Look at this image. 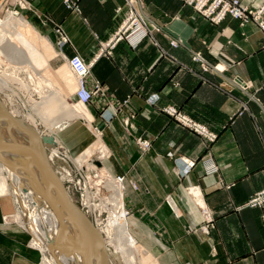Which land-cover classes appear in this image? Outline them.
I'll return each mask as SVG.
<instances>
[{"label": "crops", "instance_id": "crops-1", "mask_svg": "<svg viewBox=\"0 0 264 264\" xmlns=\"http://www.w3.org/2000/svg\"><path fill=\"white\" fill-rule=\"evenodd\" d=\"M72 1L78 11L64 0H0V10H21L65 60L79 54L93 63L92 78L106 89L101 101L86 105L91 126L101 129L100 169L125 176L139 264H160L153 253L162 264H264V208L245 206L264 188V33L232 16L213 23L183 0H137L159 30L136 46L122 39L108 55L102 45L126 19L129 0ZM241 2L255 9L264 0ZM99 102L120 105L117 115L107 122L102 114L112 106ZM168 107L206 125L214 141ZM59 133L72 156L93 140L81 120ZM138 138L151 147L141 149ZM183 160L194 161L185 175ZM14 211L12 198L0 195V264H39L40 252L12 219Z\"/></svg>", "mask_w": 264, "mask_h": 264}, {"label": "bare ground", "instance_id": "bare-ground-1", "mask_svg": "<svg viewBox=\"0 0 264 264\" xmlns=\"http://www.w3.org/2000/svg\"><path fill=\"white\" fill-rule=\"evenodd\" d=\"M9 12L10 13L5 17L0 18V55L6 54L9 62L12 63H15L17 60H24L30 65L29 67H31V70L34 71L32 73L29 69L17 65H8L14 69L15 72L12 71V73L16 75L20 70H29L31 82H36V80H33L34 77L38 80L36 82L37 88L41 84L39 79L49 81V78L53 77L58 80L59 78L56 76L55 72L50 69V65L47 64L42 66L36 59L37 54L40 52L36 48L41 46L43 48V54L40 57L46 59L49 63L50 57L48 56V52L56 51L53 44L46 37H43L22 13L15 12V10ZM26 58L28 59L26 60ZM67 66H69L72 71L70 65L68 64ZM73 75L75 76L76 87H78L77 77L74 73ZM37 76L39 78H37ZM20 83L23 84V86L26 85L22 80ZM55 85L59 86L58 83ZM4 87H6V85L0 78V89L2 90ZM59 87L60 89H63L64 85L62 88L61 85ZM14 91L16 92V90ZM17 94V100L21 101L19 93ZM56 100V102L52 103L54 107H56L55 104L58 101L62 103L65 101L62 96L57 97ZM32 105L34 109H38L37 103H33ZM78 105L85 110H88L87 106L82 105L81 103H78ZM3 106L5 105L0 102V141L6 140L19 142L25 145L27 144L31 146L33 150L22 156H17L10 150L0 149V194H6L11 191L8 180H12L15 193L17 194L16 196H19V194L22 193L26 201L28 200V203H31L30 205L36 207V213H34L27 222L23 220V214H20V212L17 213L16 219L22 224V226L29 227L35 232L34 234L37 235L36 238L32 240V244L43 250L44 259L42 264H96L93 261H85L82 257V251L90 253L92 257H95L96 255L104 257L106 255L109 260L110 255L117 253L126 264H137L135 253L137 241L129 231L126 212L121 210L123 198L121 193L122 190L119 186H122V184L116 181V185H119H117L118 194L114 191L115 195L113 194V202H116L117 206L115 205L114 210L111 209L110 211L108 225L101 226V222H98L100 230H103L107 234L106 240H104V237L101 234V238H98V233H101V231L98 232L91 219L67 195L66 191H64L59 210L60 212L58 213L49 201L50 197L56 199V194L54 193V180L52 179L51 174L52 166L50 168L48 164V160L53 161L54 159L51 157L52 154H47L46 157V149L40 148L38 140L44 138L46 141H52L50 137L51 135L41 131L40 124L37 123L28 109L25 110L26 115H23L22 118L21 110L16 108H7V110L4 109ZM58 109L59 108H57V110ZM61 110L64 112L62 107L58 111ZM73 113V120H81L90 130L88 120L76 111H73ZM55 120L56 119L53 121ZM73 120L71 118L72 123ZM55 126L57 125H53L51 128H54ZM63 128L64 126H58L60 131ZM91 128L93 127L91 126ZM93 133L96 137H101L99 133L94 131ZM44 135L46 136L43 137ZM92 141L83 149L84 151H82V153H79L82 154L80 157H82L83 154L88 156L91 155L94 150ZM100 152L103 151L100 150ZM54 153H57V151H54ZM104 154H106V152ZM56 156L58 155L56 154ZM83 161L86 160L81 158L80 162L83 163ZM103 172V174L101 173L102 176L105 174L106 176L108 175L107 171ZM98 175L99 174L94 177L97 178ZM64 180H66V174H64ZM85 204L86 207L90 208L89 203ZM62 225L67 241L58 240ZM88 241L90 242L89 244ZM61 250L62 253L60 252ZM97 264H102V262Z\"/></svg>", "mask_w": 264, "mask_h": 264}, {"label": "rangeland", "instance_id": "rangeland-1", "mask_svg": "<svg viewBox=\"0 0 264 264\" xmlns=\"http://www.w3.org/2000/svg\"><path fill=\"white\" fill-rule=\"evenodd\" d=\"M11 10H15V12L16 11L21 12V10H17V9H10V11ZM9 13L10 12L8 9H1L0 10V18L5 17ZM34 27L39 31V33L43 37H46L49 40V38L47 36H45L44 32H41L39 30V27H37V26H34ZM36 49L38 51H40L36 56L37 62L40 63L42 66L47 65V64L50 65L51 66L50 69L55 72L56 76L59 79L56 80L53 77L49 78V81H44L43 79H39L41 84L37 88L36 82L38 80L36 79V77H34L33 80H36V82L35 81L31 82L30 77H29V70H31V67H29L30 65H28V63L26 61L17 60L15 63H12V62H9L6 54L5 55L1 54L0 55V74H1L0 78L5 83L6 87H4L2 90L0 89V94H1L0 95V102L6 106V107L3 106L4 109L16 108V109L21 110V113H22L21 117L22 118H23V115H26L25 110L28 109L30 111V114L37 121V123L40 124L41 131L46 132V134H50L52 141L54 143H56L58 146H60L61 150L63 151V153L66 156V161L64 164L65 174H66V180H64L65 186H66L65 191H66L67 195L76 203V205L80 209H82L83 212L91 219V221L94 223V226L98 230V232L101 231V233H98V238H101L100 237V234H101V235H103L104 240H106L107 234L103 230H100V228L98 226V222H101V226L108 225V223H109L108 221L110 219V211H111V209L114 210L115 205H116V202H113V200H114L113 196L115 195L114 191L118 194L117 187L119 185L118 184H117L118 186L116 185V181H118L117 178L123 177V180H124L125 176L124 175H118V176L114 177L109 173H107L108 174L107 176H106V174L103 176L101 175V173L103 174L104 173L103 171H105L104 169L103 170L100 169V167L105 166L101 163V161L103 162L105 160L104 158H105L106 154H104L105 151L101 146L100 137H96L92 131L91 123H90V121L92 120V116L90 114V111L85 110L83 107H80L78 105L75 97H74L75 91L77 89L76 82H75V76L73 75L69 66H67L68 65L67 61H66L67 59L65 60L61 56V54H58L57 50L55 52L49 51L48 56L50 58H49V63H48V61L46 59L40 57L43 54V48L41 46H38V48H36ZM41 58H42V60H41ZM27 59L28 58H26V60ZM8 65H17L19 67L29 69V70H26V71L20 70L15 75L12 73V71H14V69L9 67ZM6 72H8V73H6ZM33 72L34 71H32V73ZM13 75H15V76H13ZM12 78H14V79H12ZM37 78H39V77L37 76ZM6 79H8V80H6ZM17 79H18V81H17ZM21 80L26 85L23 86V84L20 83ZM57 81H59V82H57ZM56 83H58L59 86L61 85V88L64 85V87H63L64 90L60 89L59 86L55 85ZM60 83H62V84H60ZM53 84H54V86H53ZM7 86H9V87H7ZM27 87H28V89H27ZM14 90H16V92ZM39 92H42V93H39ZM17 93H19V97L21 98V101L17 100V95H18ZM59 96L60 97L62 96L65 101L63 103L58 101L55 104V106L59 109L62 107L64 112L62 110L58 111L59 109L57 110V108L54 107V105L52 104V103L57 101L56 99ZM33 103H37L38 109L33 108V105H32ZM73 111L78 112L80 115L84 116L85 118H87L89 120L88 122L90 125V131H91L92 135L94 136V140L92 141L93 145H94V147H93L94 150L91 153V155H89V156L86 154L85 155L83 154L82 157H80V155H82V154H78L77 156H72L70 153H68L67 151L64 150L63 143L61 141V136L59 133L60 130L58 129V126L66 127V125L71 124L72 123L71 118L73 120V116H74ZM54 119H56V120L53 121ZM58 120H60V121H58ZM74 122H75V120H73V123ZM53 125H57V126H55L54 128H51V126H53ZM45 136L46 135H44L43 137H45ZM57 138H58V141H57ZM42 139H41L42 142H44V148L46 149V157H47V154H50V155L52 154L51 157H52V159H54L53 161L48 160V164H49L50 168H51V166L53 168L55 166V163H56V157H57L56 154L59 156L58 151L56 149L53 150L52 148L51 149L48 148V146L46 145L47 141L44 140V138H42ZM100 150H102L103 152H100ZM54 151H57V153H54ZM80 153H82V152H80ZM83 153H85V152H83ZM67 155L70 156L69 159L67 158ZM81 158H83L86 161H83V163L80 162ZM50 163H51V165H50ZM97 174H99V175L97 178H95L94 176ZM81 175H83L82 178H81ZM79 178H81L80 182H78ZM118 182H120L121 184L123 183V181H118ZM8 184L10 185L11 191L9 193L0 194V195H9L12 198V200L15 203V211L12 214V219L22 226V224L20 222H18V220L16 219L17 213L20 212V214H23V218H24L23 220L27 222L28 219L30 217H32L34 213H36L37 209L35 206L30 205L31 203L30 202L28 203V200L26 201V199L23 197L22 193H20L19 196H16L17 194L15 193V189H14L12 180H8ZM131 184L133 187H135V189H137L136 184H134V183H131ZM79 186H81V188ZM109 186H110V189H109ZM112 187H114V188H112ZM119 187L122 190L121 193H122V198H123L121 210L126 212V215L128 216L129 211L124 206L123 189H122V186H119ZM85 203H89L90 208L86 207ZM31 208H32V210H31ZM89 210H91V211H89ZM111 222H112V217H111ZM22 227H24L23 229L29 235V240H28L30 242L29 244H32V242H33L32 240H34L37 235L34 234L35 232L33 230H31L29 227H27V226H22ZM89 243L90 242L88 241V244ZM105 243H106V241H105ZM32 247H34L33 244H32ZM38 251L40 252V255H41V260H40L39 264H42L43 259H44V252L42 249H39V248H38ZM153 255L158 260V262L160 264H162L160 258L158 257V254L153 253ZM110 263L111 264H126L125 261H123L117 253L110 255ZM73 264H75V263H73ZM137 264H139L138 261H137Z\"/></svg>", "mask_w": 264, "mask_h": 264}, {"label": "built area", "instance_id": "built-area-1", "mask_svg": "<svg viewBox=\"0 0 264 264\" xmlns=\"http://www.w3.org/2000/svg\"><path fill=\"white\" fill-rule=\"evenodd\" d=\"M186 5L193 7L198 13L204 16L206 19L213 23L222 22L227 16H232L233 18L240 21L241 25L244 26L249 22L255 23L260 31L264 33V2L259 7L253 9L247 5H244L241 0H183ZM129 12L126 19L123 21L120 28L114 34V36L102 45V52L106 54H111L112 49L116 46L117 42L126 39L132 46H136L140 41H142L146 36H149L153 29L159 30L158 27L154 26L152 29L147 19L144 17L141 12L140 7L138 6L137 0H129ZM22 3V2H21ZM64 4L67 8L72 10H79L78 4L72 0H64ZM10 11V9H8ZM17 12V11H16ZM57 31L62 33L60 27L57 28ZM67 41L63 37V42ZM171 44L173 46L178 45L176 40H172ZM197 58V56H196ZM66 61L70 65L73 73L77 77L78 87L75 91V99L78 103L82 105H88L95 101V99L102 100V96L105 97L106 89L99 82L95 81L92 78L91 69L93 63L87 62L81 55L75 54L71 57H66ZM208 67L205 66V69ZM100 107L103 108L105 105L112 106L111 111L108 115L102 114V117L108 122L112 117L117 115L120 105L110 102H99ZM170 115H173L177 120L181 121L183 124L189 126L198 134L206 137L210 141H214L216 134L210 132L206 125L194 122L186 115L179 112L174 107H168L164 109ZM105 111V110H103ZM105 115V116H104ZM126 125L132 126L130 119L125 120ZM93 131L101 134V129L94 125ZM138 143L140 144L141 149L147 150L151 147L149 140L138 138ZM64 147V146H63ZM65 151H67L64 148ZM69 159L70 156L67 155ZM182 164L184 167L182 169V175L187 174L194 165V161L183 160ZM212 169V167H211ZM83 175H81V178ZM78 182H80V179ZM118 181H123V177H118ZM81 188V186H79ZM168 202L175 209V204L173 199L169 196ZM245 206L250 207H262L264 208V188L256 191L247 201ZM202 212L205 217L210 218L209 211L202 207ZM209 220V219H208ZM204 231H207V226L204 225L201 227ZM196 229H193L195 231Z\"/></svg>", "mask_w": 264, "mask_h": 264}, {"label": "water", "instance_id": "water-1", "mask_svg": "<svg viewBox=\"0 0 264 264\" xmlns=\"http://www.w3.org/2000/svg\"><path fill=\"white\" fill-rule=\"evenodd\" d=\"M39 140V146L40 148H44V142L41 141V139ZM48 148H52L53 150H57L59 156L56 157V163L55 166L52 168L51 170V174H52V179L54 180V193L56 194V199L50 197L49 201L50 203L53 205V207L56 209V211L59 213L60 211V205L62 202V197L64 194V191L66 189L65 186V182H64V174H65V161H66V156L63 153V151L61 150L60 146H58L56 143H54L53 141H47ZM0 149H6V150H10L11 152H13L14 154H16L17 156H22L28 152H31L33 150V148L29 145H25L19 142H14V141H6V140H1L0 141ZM1 159V158H0ZM61 232L60 235L58 237L59 241H67V239L65 238L64 235V231H63V225L61 228ZM85 242V241H84ZM62 253V250L60 251ZM82 257L84 258L85 261L87 262H95L96 264L99 262H102V264H111L110 260L108 259V257L105 255L103 256H98L96 255L95 257H92V255L90 253H86L85 251H82Z\"/></svg>", "mask_w": 264, "mask_h": 264}]
</instances>
